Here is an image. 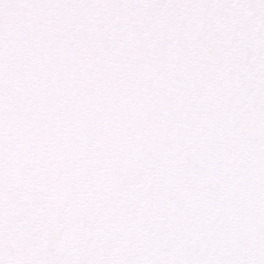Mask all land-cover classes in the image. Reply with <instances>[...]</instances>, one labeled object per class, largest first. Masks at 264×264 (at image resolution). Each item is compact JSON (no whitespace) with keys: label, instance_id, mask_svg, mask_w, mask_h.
<instances>
[{"label":"snow or ice","instance_id":"snow-or-ice-1","mask_svg":"<svg viewBox=\"0 0 264 264\" xmlns=\"http://www.w3.org/2000/svg\"><path fill=\"white\" fill-rule=\"evenodd\" d=\"M0 264H264V0H0Z\"/></svg>","mask_w":264,"mask_h":264}]
</instances>
